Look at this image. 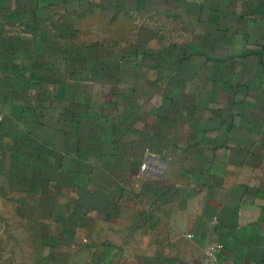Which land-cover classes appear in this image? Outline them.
Returning a JSON list of instances; mask_svg holds the SVG:
<instances>
[{
    "label": "crops",
    "instance_id": "0c3cea01",
    "mask_svg": "<svg viewBox=\"0 0 264 264\" xmlns=\"http://www.w3.org/2000/svg\"><path fill=\"white\" fill-rule=\"evenodd\" d=\"M264 264V0H0V264Z\"/></svg>",
    "mask_w": 264,
    "mask_h": 264
},
{
    "label": "built area",
    "instance_id": "2783aa9c",
    "mask_svg": "<svg viewBox=\"0 0 264 264\" xmlns=\"http://www.w3.org/2000/svg\"><path fill=\"white\" fill-rule=\"evenodd\" d=\"M206 257L208 264H222L219 260V252L216 245L210 244L206 247Z\"/></svg>",
    "mask_w": 264,
    "mask_h": 264
}]
</instances>
